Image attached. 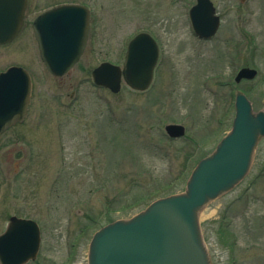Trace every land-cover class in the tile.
I'll return each instance as SVG.
<instances>
[{"label":"rangeland","instance_id":"374dc122","mask_svg":"<svg viewBox=\"0 0 264 264\" xmlns=\"http://www.w3.org/2000/svg\"><path fill=\"white\" fill-rule=\"evenodd\" d=\"M213 1L222 22L213 39L200 40L189 19L196 0H30L34 17L64 2L93 6L98 33L96 54L91 40L62 76L47 71L30 30L0 45V70L21 64L34 80L28 118L0 136V234L13 216L42 230L38 257L26 264H88L101 227L184 191L230 131L237 91L264 109V0ZM142 30L160 46L150 88L95 86L92 69L103 60L122 65ZM243 67L258 76L237 84ZM168 124L186 134L172 139ZM149 194L158 196L143 200ZM203 214L212 264H264V136L245 178Z\"/></svg>","mask_w":264,"mask_h":264},{"label":"water","instance_id":"95a60500","mask_svg":"<svg viewBox=\"0 0 264 264\" xmlns=\"http://www.w3.org/2000/svg\"><path fill=\"white\" fill-rule=\"evenodd\" d=\"M25 6L26 0H0V44L16 36ZM215 13L210 0H198L191 9L194 28L201 37L210 38L217 32L220 18ZM34 29L47 69L61 76L83 53L89 30L88 14L82 5L56 7L41 14ZM158 54L157 44L146 33L130 42L124 69L130 86L144 90L150 85ZM256 75V69L244 67L236 81L253 79ZM93 77L99 85L120 90L118 66L102 63L93 71ZM31 91L30 76L22 67L12 66L0 74V135L24 118ZM236 109L232 130L212 155L198 163L186 190L160 198L134 217L117 220L99 230L90 244L89 264H211L200 211L240 184L249 171L258 139L264 135V110L254 112L250 100L241 92L237 94ZM166 130L172 137L185 134L181 124H169ZM39 247L37 222L13 216L0 234V264L35 260Z\"/></svg>","mask_w":264,"mask_h":264},{"label":"flooded vegetation","instance_id":"af4514ba","mask_svg":"<svg viewBox=\"0 0 264 264\" xmlns=\"http://www.w3.org/2000/svg\"><path fill=\"white\" fill-rule=\"evenodd\" d=\"M66 3H75V2H64V4H66ZM31 6H32V3L30 2V0H27L26 9H25V13H24V21H23L22 27L20 28V31L17 34V36L15 37V39L19 38L24 33L28 32V30H30V32H28L29 41H34V39L36 40L34 29H33V24H34L35 18L42 11L40 13H38L34 17L33 14H32V11H31ZM90 14H91V16H90L91 25L97 27L98 26V18H97L96 10H95V8L93 6H90ZM97 33H98V31L96 29H93L92 33L90 32L89 41H88V44H89V42L91 40H92V43L95 44V47H94V50H93V53H95V54H96V51H97L96 50V48H97V39H96ZM13 41H15V40H13ZM12 65H15V64H12ZM17 65H21V64H17ZM6 69H4V70H6ZM4 70H0V72L4 71ZM31 76H32V74H31ZM32 79H33V77H32ZM29 108H30V106H29ZM29 108H28V112H27L26 117L24 118V120L22 122L17 123L15 126H17L19 124H23L26 121V119L29 116Z\"/></svg>","mask_w":264,"mask_h":264},{"label":"bare ground","instance_id":"6f19581e","mask_svg":"<svg viewBox=\"0 0 264 264\" xmlns=\"http://www.w3.org/2000/svg\"><path fill=\"white\" fill-rule=\"evenodd\" d=\"M205 207H206V205H205ZM204 207V208H205ZM204 208L201 210V212H200V214H199V219L202 221V218H203V216H204V214H203V210H204ZM214 213H211L210 215H208V217H211L212 215H213Z\"/></svg>","mask_w":264,"mask_h":264},{"label":"trees","instance_id":"16d2710c","mask_svg":"<svg viewBox=\"0 0 264 264\" xmlns=\"http://www.w3.org/2000/svg\"><path fill=\"white\" fill-rule=\"evenodd\" d=\"M152 195H153V194H152ZM156 196H158V195L151 196V195L149 194V195H146L145 197H143V200H144L145 198L151 199L152 197L154 198V197H156ZM145 200H146V199H145Z\"/></svg>","mask_w":264,"mask_h":264}]
</instances>
